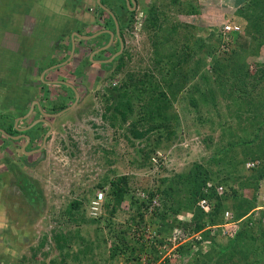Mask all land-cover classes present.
<instances>
[{"label": "rangeland", "instance_id": "obj_1", "mask_svg": "<svg viewBox=\"0 0 264 264\" xmlns=\"http://www.w3.org/2000/svg\"><path fill=\"white\" fill-rule=\"evenodd\" d=\"M111 1L107 0V3ZM162 1L156 0L153 7H160ZM165 1L168 2V0ZM189 1L196 3L195 9H198L196 15L184 16L170 13L171 16H175L178 22L197 27L195 32H192L195 39L186 40L182 37L179 43L183 42L184 46L188 45L187 52L190 53L191 49H194L192 41L203 39L201 41L204 46L200 53L193 55V59L203 56L208 69L215 62L218 66L230 64L231 62L227 61L231 59V56H226L225 59L220 51L212 50V46H218V43L221 42L219 30L222 22L225 20L231 22L232 25L237 26L235 30L239 32L233 36L232 47L236 55L235 59L242 64H231V67L237 69L236 75L239 78H244L249 87L256 85L255 90H261L264 93V78L260 76L264 70V48L261 51L258 50L256 57L247 54L249 47L246 45L244 39L246 37L243 35L249 23L236 12L237 9L246 5V1ZM49 4V0H0V115L2 116L12 111L10 104L18 107L22 103L20 97L25 88L17 85L21 77L19 76V65L23 62L21 60L23 53H27L35 44L31 37L39 39L47 36L58 42L57 35L64 33L63 22L68 14L55 13V10L59 8L56 4L53 6L54 12L49 11L53 5ZM68 7H70L69 4H67ZM96 7L100 9L98 17L102 16L101 21H105L106 14L101 11L102 6L97 3ZM92 8H94L93 5ZM25 17L32 18L36 26L28 28L30 21H25ZM110 17L116 30L115 20L112 15ZM231 23L229 28L233 29ZM142 25L136 30L131 29L130 32V35L134 37V42L129 41L132 46L128 49L131 51L129 53L133 59L127 65L128 69L143 67L146 64V57L151 55L150 41L155 35V29L143 28ZM184 29L187 30V28ZM248 31L252 30L248 28ZM181 35L182 33H180ZM246 39L248 40V38ZM8 41L10 43L6 44ZM252 45L254 47L255 43ZM206 46H211V50ZM208 50L211 53L209 56L206 54ZM260 54L261 57H259ZM80 71L81 68L77 72L79 76ZM245 71L248 72V75H245ZM26 72L24 68L22 70L23 78ZM95 72L93 70L92 75L85 78L86 85L90 84L91 91H87L81 97L82 100L76 108L53 122L54 129L47 137L42 158L34 165L33 169H27V173H25L26 168L23 167L24 164L18 157V153L10 152V148L14 147L12 144L5 150L8 157H3L0 160V264H122L125 258L121 254L114 255L110 251L112 243L108 238L113 233H110L109 228L113 225L110 226L111 223L108 224V222L112 219L115 222L114 225L117 222L119 225L124 224L123 221L129 215V207L124 203L123 209L119 210L113 218L108 214V209L98 207L93 210L90 208L89 205L94 194L102 191L96 187L97 184L106 178L126 176L129 192L134 197L144 198L145 192L143 191L156 187L162 177L187 171L195 162L205 164L212 154L215 155L213 150L209 151L206 145L200 142L204 136H210L213 139V144H218L220 147L227 145L229 148L228 144L232 143V154L238 160L242 161L245 158V153L255 158L253 161L247 159L244 164L245 169L237 164V161V165L231 166V162L227 165L228 158L225 161L226 166L212 164V168L221 170L220 177L230 175V180L224 184L227 187V193L231 194V190H234L238 192V196L249 200L254 198L255 202L252 201L254 215L256 212H260L258 210L264 209V177L257 180V188H253L252 185L254 186L256 180L250 171L252 166L256 165L264 168V155L258 160L260 155L257 151L260 149V139L263 133H259L251 127L245 128L247 130L243 133L237 130L236 124L240 122L236 121V115L233 112L225 111L226 102L222 104L221 112L224 113L219 118L214 117L213 123L218 124L217 126L215 124L210 126L209 123L198 126L200 135L186 136L177 145L161 143L159 149L151 154L156 162L152 161L148 166L141 167L139 164L142 162L143 153L137 150L148 151L151 147L145 140L132 138L126 132V128L130 121L136 119L137 113L142 112L141 108L149 110L151 103L147 100L131 98L133 111L129 115L125 127L119 130L111 126L109 120L104 118L106 111L102 101L105 93L102 89L107 86L106 82L109 83L110 80L105 79L109 78L110 74L109 71H98L99 74L95 78ZM209 76L214 82L215 72L211 71ZM44 92L49 95L45 90ZM253 101L257 103L259 100ZM178 107V109L181 108L180 105ZM243 113H245L244 110ZM220 125L221 127H219ZM37 126L42 129V126ZM244 127H247V123H244ZM124 135L130 137L134 145ZM6 136L7 134L4 136L3 133H0V138L6 139L4 138ZM252 139L258 140L252 142ZM150 140L152 143L154 137L151 136ZM248 164H252V166L247 167ZM16 174L22 176L21 179L17 177L16 180ZM247 185L251 187L246 188ZM105 200H108L106 195ZM73 201H79L80 206L77 211H71L73 215L70 216L67 213V208ZM254 215L253 217L256 216ZM96 218L98 221H93ZM179 218L193 222V214L190 212L183 213ZM225 221L214 227H206L209 229V233L219 232L217 240L223 245L229 239H238L237 224L233 223L235 225L233 227L231 222ZM223 227L226 231L223 230ZM216 228H222L221 233ZM150 229L153 230L152 227ZM204 231L205 229L193 233V240L197 241L196 237L205 240L206 238L201 235ZM187 237H182L179 243L182 244L188 239L192 240V237ZM60 239L64 242L69 240L72 244L71 248H66ZM203 242L201 240V243ZM263 244L262 242L261 245ZM257 245L259 246V244ZM175 246L177 247L178 244L173 243L171 248ZM204 246L205 248L201 252H207V245ZM260 248L261 246L256 257L264 256V252ZM176 261L174 264H187L188 258ZM234 262L244 264L242 260H234Z\"/></svg>", "mask_w": 264, "mask_h": 264}, {"label": "trees", "instance_id": "obj_2", "mask_svg": "<svg viewBox=\"0 0 264 264\" xmlns=\"http://www.w3.org/2000/svg\"><path fill=\"white\" fill-rule=\"evenodd\" d=\"M245 1L246 5L236 12L249 23L247 30L248 28L252 30L251 32L245 30L243 36L248 38V40L244 38L249 47L247 54L253 55L264 47V0ZM100 4L103 5L102 2ZM160 4L161 8L166 9L164 12L157 13L149 7L144 8L146 19L143 28L155 29V35L150 41L151 55L146 57V64L141 68L128 69L127 65L132 57L125 51L113 62L115 63L113 69L109 70V78L106 77L105 80L110 81L105 83L107 87L102 99L106 111L104 118L109 120L111 126L122 130L133 111L131 98L147 100L151 103V108L147 110L142 107V112L139 111L136 119L130 121L126 128V132L132 138L145 140L151 147L148 151L137 150L143 153L139 165L145 167L152 161L156 162L151 154L159 149L161 143L177 145L186 136L200 135L198 126L208 123L210 126L214 124L217 126L218 124L213 123L214 117L219 118L224 113L221 112L222 104L226 102L225 111L233 112L236 121L240 122L235 123L237 130L243 133L247 130L245 128L251 127L263 133L260 149L257 150L260 160L264 155V93L261 90L256 91V85L249 87L244 78L236 75L237 69L231 67V64H241V62L235 59L236 55L231 52V59L227 61L231 62L230 64L218 66L215 62L208 69L203 56L193 59V55L200 53L203 48L204 44L201 41L203 39H199L201 42L192 41L194 49H191L190 53L187 52L188 45L179 43L182 37L186 40L195 39L192 32H195L197 27L178 22L170 13L196 15L198 9H195V2L163 0ZM123 7L125 10L123 17L127 14L132 15L126 12L125 5ZM101 11L103 12L102 9ZM109 23L113 26L111 17ZM163 26L165 27L162 28ZM198 30L199 28L197 32ZM253 43H255L254 47ZM206 47L211 50V46ZM208 52L206 54L209 56L211 53L209 50ZM211 71L215 72L214 82L209 76ZM247 73L245 71V75H248ZM260 76L264 78V70ZM253 100L259 101L255 103ZM65 107L63 104L53 106L51 112H58ZM244 123H247V127H244ZM151 136L154 137L152 143ZM126 139L134 145L130 137L126 136ZM200 142L206 145L209 151L213 150L215 155L212 154L205 164L195 162L187 171L162 177L156 187L143 191L144 198L134 197L129 192L126 176L106 178L97 184L96 187L105 191L104 194L108 199L101 208L108 209V214L112 218L123 209L124 203L129 207V215L123 221L124 224L119 225L117 222L114 225L112 219L108 222L111 223L110 226L113 225L109 228L110 233L113 234L108 238L112 243L111 253L121 254L128 263H133L142 253L158 259L161 257V247L170 245L167 239L174 230H180L189 238L193 233L205 229L201 234L206 238L205 240L202 238L205 243H201V240L195 241L192 237V240H185L175 248L179 259L188 258L187 264H236L234 260H242L244 264H264V256L256 257L260 246V250L264 252V244L261 245L262 242L264 243V209L258 210L260 212H256L255 216L252 211L254 198L249 200L238 196V192L234 190H231V194L227 193L224 184L230 180V175L220 177L221 170L212 168V164L226 166L225 161L228 158L227 165L231 162V166L240 164L245 169L244 164L247 159L253 161L255 158L245 153V158L242 161L238 160L232 154V143L228 144L229 148L227 145L220 147L218 144H213L210 136L202 137ZM262 167L256 165L250 170L256 180L254 186L252 185L253 188H257V180L264 177ZM232 169L234 170V167ZM249 187L251 186H246ZM201 203H205L210 209L205 211ZM79 206V201L71 202L67 208L68 215L72 216L71 211H77ZM185 212L193 214V222L179 218ZM226 213L229 214L228 219L225 218ZM224 220L231 222L233 227H235L233 223L237 224L238 239H229L223 245L217 240L219 232L212 235L207 228L217 226ZM93 221L96 222L98 219ZM216 229L221 233L222 228ZM62 243L69 249L72 246L69 240ZM203 244L207 245V252H201L205 248Z\"/></svg>", "mask_w": 264, "mask_h": 264}, {"label": "crops", "instance_id": "obj_3", "mask_svg": "<svg viewBox=\"0 0 264 264\" xmlns=\"http://www.w3.org/2000/svg\"><path fill=\"white\" fill-rule=\"evenodd\" d=\"M102 1L103 0H49V5L53 4L49 11L54 12L53 6L56 4L59 8L55 10V13L64 12V14H68L65 22H63L65 30L64 33H59L57 35L56 38L59 39L58 42L56 39L48 38L47 36L39 38L44 40L40 41L39 39L31 37V34H29V37L35 41V44L31 46L27 53H23L21 57V60H23L19 65V76L21 77L17 85L25 89L23 90V95L21 94L20 101L22 103L20 106L18 105V109L25 108L30 110L32 108L31 111L34 110L35 116H38L37 114L42 115L41 113L43 111H41V106L44 104L42 102L43 96L44 94L46 95L44 90L49 94L46 95L51 102L49 107L50 105L57 106L64 102H67V106H69L70 103L74 102L76 92L79 94V100L81 101V97L87 93L85 91V84L87 83L85 78L87 76L90 77L93 70L94 72L96 71L94 74L96 78L98 76L97 74H99L98 71L101 72L103 67H106L104 63H109L112 56H115L119 51L121 54L117 56H121L127 50L128 53L131 52L128 49L132 46L129 41L132 43L134 41L130 39V34L127 32L130 26H127L126 21L122 17V14L125 12L124 8H121L125 5L124 1L112 0L110 3H107V0L105 2ZM135 1L140 11L143 10V7L151 3L149 8L153 9L155 12L159 13L165 11L161 6L153 7V2L156 0H151L148 4L145 3V0ZM101 2L103 5L100 4ZM97 3H99L102 8H107L109 11L115 13L119 27V37L121 36V38L115 34L114 26L110 25L109 16L102 8L104 14H106L105 21H101L103 19L102 16L98 17L100 10L96 7ZM67 4H69L70 7L67 8ZM92 5L94 8H92ZM33 11L35 10L33 9ZM117 11L121 14L120 16L117 15ZM27 20L30 21V24L27 26L28 28L30 26H32L31 28L36 26L32 18L25 17V21ZM72 22L76 23L73 24ZM106 30L114 34L113 38L110 37L109 34H102V32ZM76 34L79 36L78 38L75 37ZM122 39L124 40V46L121 45ZM8 43H10V41L6 42V44ZM104 47H106L105 50L102 49ZM124 49L126 50L124 51ZM113 59L111 61L114 62L116 59ZM113 62L111 63L112 65L109 64L110 67L107 71L113 69L115 66ZM24 68L27 72L23 78L22 70H24ZM80 68L81 74L79 76L77 72H79ZM63 82L70 84L68 87L69 89L63 88ZM75 83L79 85L77 87L79 90L74 88ZM70 91L72 93L71 97L70 94L67 96ZM87 91H91V87H88ZM36 99H38V101H36ZM79 100L78 102H80ZM78 104L79 103H77V105ZM77 105L74 108H76ZM62 115L64 116L65 113H61L57 118ZM50 120L49 122L52 123ZM56 120H54V122ZM2 147H5V145Z\"/></svg>", "mask_w": 264, "mask_h": 264}, {"label": "flooded vegetation", "instance_id": "obj_4", "mask_svg": "<svg viewBox=\"0 0 264 264\" xmlns=\"http://www.w3.org/2000/svg\"><path fill=\"white\" fill-rule=\"evenodd\" d=\"M123 1L126 5L125 7H127V1L126 0H123ZM130 5H131V2H130ZM121 8H124V7L122 6ZM134 9H133V11H134ZM128 11L130 14H132V10H129V8H128ZM128 11L126 10V12H128ZM126 19H127V17H125V20ZM114 32H115V28H114ZM121 45L124 46V40L123 39H122ZM125 50L126 49H124V51ZM127 52H128V50H127ZM119 54H121L120 51H119ZM118 57H120V55L114 57V59H116ZM112 62L113 61H110L105 66H109V64H111ZM104 71L105 72L107 71L106 67H104ZM64 84H65V82H63V84H62L64 86L63 88H68ZM74 88L77 89V87H74ZM77 90H79V89H77ZM69 94L71 97V94H72L71 91L68 92L67 96ZM46 95L43 96L42 102L44 104H43V106H41V111L49 113L48 115H55L59 111L58 112H51V108L53 106L50 105V107H49V104H51V102L49 101V98ZM36 101H38V99H36ZM65 104H67V102H65ZM10 107L12 108L11 112H9L7 114H3L5 116L0 115V124H1L0 125V133H3L4 136L7 134V136L4 138L7 139V137H8L7 142H5L6 139L0 138L1 139L0 140L1 141V144H0V160H1V158L3 159V157H8V155H7L8 153H5V149H1L2 143L5 142L8 146H9V144H12L14 147H13V149L10 148V152H13V154L18 153L17 154L18 157L20 159H22V162L24 164L23 167L26 168L25 173H27V169L28 170L33 169L34 165L37 164L40 161V159L42 158L43 151L45 148V144H43V138L45 137L46 133L49 131L50 127H51V132L53 131V129H54L53 125L54 124L52 125V123L54 122V120H56V117H50V118H53L50 120V119H45L44 117H42V115H39V114H37L38 116H35L34 112H33L34 110L31 111V109H32L31 107H30L31 108L30 110L25 109V108H19L18 109L16 106H14V104H10ZM35 113H36V111H35ZM41 118H43L46 121L42 122L40 120ZM49 120L52 123H50ZM48 122L50 123L49 124L50 127L46 124ZM37 125L42 126V129L38 128ZM7 130L11 131L12 133L10 134ZM51 132H50V134H51ZM50 134H49V136H50ZM25 136L29 137V141L25 139ZM24 152H26V153H24ZM5 169H6V167H5ZM20 170H21V168H20ZM16 175H17L15 178L16 180L18 178L21 179L22 176H20L18 174H16ZM25 184H26V182H25Z\"/></svg>", "mask_w": 264, "mask_h": 264}, {"label": "clouds", "instance_id": "obj_5", "mask_svg": "<svg viewBox=\"0 0 264 264\" xmlns=\"http://www.w3.org/2000/svg\"><path fill=\"white\" fill-rule=\"evenodd\" d=\"M135 1V0H134ZM146 2L145 3H149L151 0H145ZM155 2V1H154ZM153 2V3H154ZM152 4V3H151ZM150 4V5H151ZM135 7H133V6H131L130 4H129V6L127 5V7L129 8V10H132V15H126L125 17H127V19L125 20V17H123V14H122V17L124 18V20L126 21V24H127V26H130L129 27V29L127 30V32H128V34H130V32H131V29H134V30H136V28H140L141 27V25L143 24V23H145V19H144V13H145V10H144V8L145 7H143V12L142 11H140L139 10V6L137 7V2L135 1ZM150 5H148V6H146L147 8L150 6ZM126 6V5H125ZM126 7V9L128 10V8ZM135 8V9H134ZM133 9H134V11H133ZM129 12V11H128ZM113 13V12H112ZM117 13H118V11H117ZM107 15H108V13H107ZM118 16H120L121 14L120 13H118L117 14ZM109 17H110V15H108ZM113 18L115 19V23H116V26H117V28H119L118 27V23H117V18H116V15H115V13H113ZM145 16H146V14H145ZM231 22H229V21H227V20H225V21H223L222 22V24H221V26H220V30H219V33H220V37H221V42H219L218 43V46H214V50L215 51H220V53L224 56V58L226 59V56H229V55H231V54H233V55H235V53H233V47H232V45L234 44V39H233V36H235V35H237L239 32L237 31V30H235V27H237V26H234V25H232V23H231V27H234L233 29L231 28H229V24H230ZM143 26V25H142ZM228 27V28H227ZM116 33V32H115ZM77 35V34H76ZM98 35V34H97ZM76 38H78V36H75ZM120 38H121V36H120ZM130 39H133L134 40V37H132L131 35H130ZM224 39H226V40H224ZM233 39V40H232ZM222 41H224V42H222ZM262 48H264V47H261L260 48V50L259 51H261L262 50ZM230 52H231V54H230ZM225 54V55H224ZM215 55H216V53H215ZM255 57L257 56V54H253ZM259 57H261V54H260V56ZM108 67V66H107ZM110 67V66H109ZM109 67L108 68H106V69H109ZM103 70H104V67H103ZM66 87H69L70 86V84H67V83H65L64 84ZM79 85L78 84H76L75 83V87H78ZM82 87V86H81ZM88 87H90L89 85L87 86L86 84H85V91L87 92V89H88ZM107 87V86H106ZM105 87V88H106ZM105 88L104 89H102L104 92H105ZM48 93V92H47ZM76 95H78V100H79V98H80V96H79V94L76 92L75 93V97H76ZM75 101V100H74ZM80 101V100H79ZM81 102V101H80ZM80 102H78L77 101V103H80ZM73 103L74 102H72V103H70V105L69 106H67V104H65V102L64 103H62L63 105H65L66 107L64 108V109H62V110H59V112L58 113H56L55 115H48L49 113H46V112H42L41 114H42V117H44L45 119H52V118H50V117H56L57 118V116H59L60 114V112H62V111H64V110H66L67 108H69V107H71L72 105H73ZM77 103H76V105H77ZM75 105V106H76ZM74 106V107H75ZM74 107H72L71 109H69V110H67V111H65V112H63V113H65L66 114V112H70ZM68 112V113H69ZM57 114H59V115H57ZM40 120H44L43 118H41ZM44 121H46V120H44ZM49 123V122H48ZM50 124V123H49ZM49 137V136H48ZM47 142V141H46ZM46 144V143H45ZM3 145H5V147H1V149H7V147H8V145L5 143V142H3L2 143V146ZM9 145H11V144H9ZM24 153H26V152H24ZM28 154V153H27ZM20 160H22V159H20ZM100 192H102L103 193V197H102V199L101 200H99L98 199V196H97V194H98V192L96 193V194H94V197H93V200L90 202V205H89V207L90 208H92L93 210L95 209V208H101L100 206H103L104 204H105V202H106V200H105V194H104V192L103 191H100ZM94 202H96V204H94ZM98 217V216H97ZM132 230V232L134 231V228L133 229H131ZM123 257V256H122ZM124 258V257H123ZM126 263H128V261H126V260H124L123 261V263L122 264H126Z\"/></svg>", "mask_w": 264, "mask_h": 264}, {"label": "built area", "instance_id": "obj_6", "mask_svg": "<svg viewBox=\"0 0 264 264\" xmlns=\"http://www.w3.org/2000/svg\"><path fill=\"white\" fill-rule=\"evenodd\" d=\"M228 28V27H227ZM236 29V28H235ZM252 164H248L247 167H251ZM98 199L101 200L103 197V193L102 192H98L97 194ZM94 204H96V202H94ZM201 207L205 210L208 211L210 208L208 206L205 205V203H201ZM226 219L229 218V214L226 213L225 215ZM214 229V228H212ZM223 230H225V227H223ZM215 233L211 232V234L213 235ZM183 238H185V235L183 233H181L180 230H174L172 232V235L167 239L168 242H170V245L167 247L166 245H163L160 249V255L161 257L158 259H155L154 257L142 253L139 258L135 261H133V263H126V264H174L175 262H177L176 260L179 259V255L177 253H175V247L171 248V245H173V243H176L178 245H180L179 241ZM197 240H202L201 237H196ZM165 250V251H164ZM163 252V253H162ZM155 259V260H154ZM167 261H169V263H167Z\"/></svg>", "mask_w": 264, "mask_h": 264}, {"label": "water", "instance_id": "obj_7", "mask_svg": "<svg viewBox=\"0 0 264 264\" xmlns=\"http://www.w3.org/2000/svg\"><path fill=\"white\" fill-rule=\"evenodd\" d=\"M126 1H127V5H128V6H129V4H130V2H131V5H132L133 7H135V1H134V0H126ZM103 10H104L106 13H108L109 15H112V17H114V16H113V13H112L111 11H109L107 8H103ZM114 20H115V19H114ZM115 32H116V34H117L118 37H119V32H118V28H117V26H116V30H115ZM102 34H109L110 37H112V38H113V35H114L111 31H108V30L102 32ZM76 36H78V35H76ZM78 37H79V36H78ZM86 38H87V37H86ZM119 38H120V37H119ZM102 49L105 50L106 47H104V48H102ZM118 54H119V53H117L115 56H112V57H111V60H112L114 57H116ZM111 60H109V62H110ZM104 64H108V63H104ZM108 67H109V66H108ZM106 68H107V66H106ZM77 101H78V95H76V98H75V101H74L73 105H72L71 107L67 108L66 110L60 112L59 114H61V113L65 112V111L71 109L72 107H74V106L76 105ZM59 114H57V115H59ZM41 121H42V122H45L44 120H41ZM46 124L50 127L49 123H46ZM30 128H31V127H30ZM50 131H51V127H50L49 131L46 133L45 137L43 138V144L46 143V141H47V137L49 136ZM25 139L29 141V137H28V136H25ZM39 151H40V150H39Z\"/></svg>", "mask_w": 264, "mask_h": 264}]
</instances>
